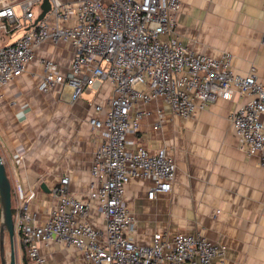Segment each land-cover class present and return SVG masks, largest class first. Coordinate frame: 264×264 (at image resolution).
<instances>
[{
  "label": "built area",
  "instance_id": "obj_1",
  "mask_svg": "<svg viewBox=\"0 0 264 264\" xmlns=\"http://www.w3.org/2000/svg\"><path fill=\"white\" fill-rule=\"evenodd\" d=\"M41 3L4 1L0 30L9 33L32 24ZM179 9V0H50L42 19L13 42L0 45V86L24 72L38 44L63 40L73 45L69 65L61 71L54 61L42 59L41 91L66 86L74 101L102 82L112 87L105 105L94 106L102 115L88 118L100 143L93 151L87 198L70 194L63 177L52 189L55 203L39 221L30 207L35 190L11 185L14 231L29 263L46 264L40 244L49 242L79 248L84 264H213L216 256L224 255L222 245L200 233L157 231L148 243H138L136 220L124 199L132 178L151 181L149 199L169 191L174 180L175 161L166 148L149 150L136 138L141 119L150 114L146 104L152 101L160 103L153 123L158 128L165 114L192 116L196 108L236 90L246 99L228 118L239 148L257 154L264 167V79L253 66L245 75L233 72L229 51L212 57L186 47L175 34ZM93 203L102 227L88 218Z\"/></svg>",
  "mask_w": 264,
  "mask_h": 264
},
{
  "label": "crops",
  "instance_id": "obj_2",
  "mask_svg": "<svg viewBox=\"0 0 264 264\" xmlns=\"http://www.w3.org/2000/svg\"><path fill=\"white\" fill-rule=\"evenodd\" d=\"M4 1L16 0L0 4ZM179 1L175 34L186 47L212 57L229 51L233 72L245 75L253 66L264 79V0ZM33 25L9 33L0 30V45L13 42ZM72 54L70 41L45 40L35 47L24 72L0 86V155L11 185L17 182L26 192L35 190L30 207L39 221L55 203L52 189L63 177L70 194L87 198L93 151L100 143L88 118L102 115L94 106H104L112 93L108 82L85 90L74 101L66 86L41 91L40 61L50 59L65 71ZM245 99L234 90L228 98L196 108L192 116L165 114L158 128L153 123L160 103L146 104L150 114L141 119L136 138L149 150L166 148L174 158L175 173L171 189L151 199L146 196L149 179L132 178L125 185L138 243H148L157 231L200 233L225 249L213 264H264V167L257 154L239 148L228 118ZM260 120L264 125V115ZM88 218L94 226H103L95 203ZM40 252L46 264H84L75 246L41 243Z\"/></svg>",
  "mask_w": 264,
  "mask_h": 264
},
{
  "label": "water",
  "instance_id": "obj_3",
  "mask_svg": "<svg viewBox=\"0 0 264 264\" xmlns=\"http://www.w3.org/2000/svg\"><path fill=\"white\" fill-rule=\"evenodd\" d=\"M49 9L50 0H42V3L40 4V12L37 14L34 23L42 19ZM40 187L43 189L44 185L41 184ZM5 234H7L10 247L8 261L4 255L3 248ZM15 237L12 215L11 180L0 155V264H16L14 250Z\"/></svg>",
  "mask_w": 264,
  "mask_h": 264
},
{
  "label": "rangeland",
  "instance_id": "obj_4",
  "mask_svg": "<svg viewBox=\"0 0 264 264\" xmlns=\"http://www.w3.org/2000/svg\"><path fill=\"white\" fill-rule=\"evenodd\" d=\"M3 248H4V255L6 257V260L8 261L9 260L10 247H9V240H8L7 234H5V236H4ZM14 250H15L16 264L27 263L26 257L24 255V250L21 247V244H20L17 236L14 238Z\"/></svg>",
  "mask_w": 264,
  "mask_h": 264
},
{
  "label": "trees",
  "instance_id": "obj_5",
  "mask_svg": "<svg viewBox=\"0 0 264 264\" xmlns=\"http://www.w3.org/2000/svg\"><path fill=\"white\" fill-rule=\"evenodd\" d=\"M11 194H12V191H11ZM24 255H25V252H24ZM25 257H26V255H25ZM26 260H27V263H25V264H28V259H27V257H26Z\"/></svg>",
  "mask_w": 264,
  "mask_h": 264
}]
</instances>
